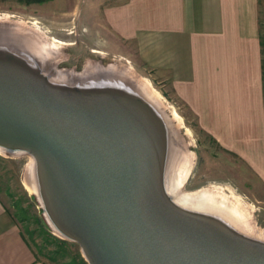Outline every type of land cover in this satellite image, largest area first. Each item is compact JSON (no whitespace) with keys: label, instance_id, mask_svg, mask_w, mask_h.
Segmentation results:
<instances>
[{"label":"water","instance_id":"1","mask_svg":"<svg viewBox=\"0 0 264 264\" xmlns=\"http://www.w3.org/2000/svg\"><path fill=\"white\" fill-rule=\"evenodd\" d=\"M3 41L0 150L33 158L46 223L87 264H264L263 239L168 194L173 139L152 100L128 81L133 92L90 77L55 85L28 50Z\"/></svg>","mask_w":264,"mask_h":264},{"label":"crops","instance_id":"2","mask_svg":"<svg viewBox=\"0 0 264 264\" xmlns=\"http://www.w3.org/2000/svg\"><path fill=\"white\" fill-rule=\"evenodd\" d=\"M71 2L105 50L161 78L225 152L232 180L264 203L263 0ZM0 264H46L1 200Z\"/></svg>","mask_w":264,"mask_h":264},{"label":"rangeland","instance_id":"3","mask_svg":"<svg viewBox=\"0 0 264 264\" xmlns=\"http://www.w3.org/2000/svg\"><path fill=\"white\" fill-rule=\"evenodd\" d=\"M71 1L0 0V40L14 42L7 31L13 29L21 41H25L26 37L33 38V41L41 38L49 40L43 43L48 47H51L49 44L52 40L60 41L57 46L48 50L52 51L51 57H47L49 59H40L32 50L27 51V47L14 42L18 49L32 55L43 72L53 80L72 83L89 77L91 80L117 77L116 79L131 83L143 96L156 104L165 121L173 128L174 138L181 152L190 157L189 172L181 186V192L221 187L227 195L232 193L244 205L242 206L248 213L251 227L241 220L240 226L237 225L245 234L261 239L260 234L264 232V203L248 193L247 186L232 180L230 171L227 170L225 152L197 126L193 114L163 84L161 78L152 77L147 70L139 68L129 58L105 50V45L98 43L96 38H91L83 28L87 12L83 7L79 12L72 11ZM263 4L261 3V17L264 13ZM261 54L264 89L263 23ZM108 65L112 67L100 71ZM129 83L127 84L130 85ZM30 160L27 152L0 150V200L38 258L46 264H81L80 257L85 258L77 242L54 231L43 217L42 208L32 194L33 189L29 183L33 172ZM37 217L41 218L42 224L37 221Z\"/></svg>","mask_w":264,"mask_h":264},{"label":"bare ground","instance_id":"4","mask_svg":"<svg viewBox=\"0 0 264 264\" xmlns=\"http://www.w3.org/2000/svg\"><path fill=\"white\" fill-rule=\"evenodd\" d=\"M53 41L54 42H52V45L56 46L57 40H53ZM3 48H5V42L1 40L0 41V51H2ZM51 48H53V46ZM46 54H48L49 56L52 53L51 51H47ZM31 67H33V65ZM116 78L117 77L111 78V79L92 80V82L97 84L98 82L106 81L108 82L107 84L109 85L111 84L110 86L115 87V88H109V89L118 90L116 89L117 87V88L126 90L127 92H133L134 89L132 88L131 85H128L126 81H122ZM55 85L64 87V86H71L72 84H69L65 80L63 81L57 80ZM96 87L100 88V85H96ZM167 127H168V132L172 136L173 142L170 141L169 143V145L171 143L172 145H171V150L169 151V157L167 160L168 164H167L166 177H165V188L168 194H170V196L172 197V199L181 206L214 214L226 220L227 222H229L230 224H232L234 227H236L242 232L243 230L239 227L240 226L239 224H241V221L244 223H247V225L251 227L248 221V218H247L248 213L246 209L243 207L244 205L241 204V201L239 202L238 198L232 193H230V195H227L222 190L221 187H207V188H202V189L195 190V191L188 192V193L181 192L180 190L181 186L186 180L188 172H189L190 157L183 154V152H181L182 150H180V147H178V144L175 141L174 133L172 131L173 128L171 127L169 123H167ZM30 161H31V166L34 169L35 163L32 157ZM50 227L54 229L55 231V227H53L52 224H50ZM260 235L262 236L261 239H264V232H262Z\"/></svg>","mask_w":264,"mask_h":264},{"label":"flooded vegetation","instance_id":"5","mask_svg":"<svg viewBox=\"0 0 264 264\" xmlns=\"http://www.w3.org/2000/svg\"><path fill=\"white\" fill-rule=\"evenodd\" d=\"M8 31V33H9V37L12 39V40H14V42L15 41H17L18 43H20V44H22V46H24V47H27V48H25V49H29V50H32V52L33 53H35L36 54V56L38 57V58H40V59H45V58H47V57H51V55H49L48 56V54H46L47 53V51L49 50V48H51L52 46L53 47H55L54 45H52V42H54L53 40L50 42V44H49V46H51V47H48V46H46V45H44L43 43H46V42H48L49 40H41V38L39 39V38H37L36 39V41L34 40L33 41V38H31V37H26V40L25 41H21V40H19L20 39V36H18V34L13 30V29H8L7 30ZM11 36H16V37H11ZM17 39V40H16ZM39 39V40H38ZM54 40H57V39H54ZM1 41V40H0ZM3 41V40H2ZM38 41H40V44H39V42ZM44 41V42H43ZM60 41H58L57 40V43H59ZM57 46V45H56ZM93 50V49H92ZM95 50V49H94ZM52 52V51H51ZM46 56H45V55ZM47 59H49V58H47ZM108 67H112V66H105L104 68L102 67V69H100V71H102V70H105V69H107ZM99 71V72H100Z\"/></svg>","mask_w":264,"mask_h":264},{"label":"trees","instance_id":"6","mask_svg":"<svg viewBox=\"0 0 264 264\" xmlns=\"http://www.w3.org/2000/svg\"><path fill=\"white\" fill-rule=\"evenodd\" d=\"M11 216H12V215H11ZM13 216H15V215L13 214ZM37 221H39L40 224L43 223V222L41 221V218H39V217H37ZM33 252H34V251H33ZM34 254H35V257H37V255H36L35 252H34ZM80 261H81V264H87L86 261H85L83 258H81V257H80Z\"/></svg>","mask_w":264,"mask_h":264}]
</instances>
